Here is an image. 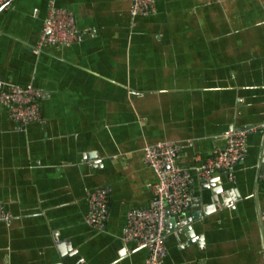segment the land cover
<instances>
[{
	"label": "crops",
	"instance_id": "1",
	"mask_svg": "<svg viewBox=\"0 0 264 264\" xmlns=\"http://www.w3.org/2000/svg\"><path fill=\"white\" fill-rule=\"evenodd\" d=\"M49 1L0 8V88L42 91L41 121L21 128L0 103V205L11 215L0 264H145L122 227L149 203L156 174L142 148L161 140L193 177L190 207L166 220L164 264H264V125L231 177L210 176L230 183L226 201L193 202L196 168L224 133L264 124V0H153L154 13L133 18L131 0H53L85 34L36 51ZM97 186L109 196L100 230L84 222Z\"/></svg>",
	"mask_w": 264,
	"mask_h": 264
},
{
	"label": "built area",
	"instance_id": "2",
	"mask_svg": "<svg viewBox=\"0 0 264 264\" xmlns=\"http://www.w3.org/2000/svg\"><path fill=\"white\" fill-rule=\"evenodd\" d=\"M6 0H0V5ZM222 1V0H216ZM36 11V9H34ZM153 0H131L130 16L154 13ZM85 33L78 30L71 10L58 7L53 0L47 3L39 39L35 45L40 51L45 45L67 46L79 41ZM42 91L32 85L22 87L7 83L0 88V103L6 108L9 118L18 123V128L41 121L40 97ZM264 124L244 125L229 128L225 133L223 147L214 149L196 168L197 177L208 179L214 171L232 176L234 167L242 162L246 154V139L250 132ZM178 146L174 141L161 140L147 143L142 148L143 161L153 168L156 181L149 186L151 198L148 205L129 209L122 227L124 243H133L145 249V264H164L166 237L169 230L166 220L184 213L192 203V173L178 164ZM109 196L106 187L97 186L88 192V210L84 222L97 230L103 229ZM11 218L9 211L0 205V221Z\"/></svg>",
	"mask_w": 264,
	"mask_h": 264
},
{
	"label": "water",
	"instance_id": "3",
	"mask_svg": "<svg viewBox=\"0 0 264 264\" xmlns=\"http://www.w3.org/2000/svg\"><path fill=\"white\" fill-rule=\"evenodd\" d=\"M10 0H6L3 4H7ZM2 4V5H3ZM2 5H0V8L2 7ZM220 182V179L218 178H208V179H204L201 180V193L200 196L197 198L195 197V199L193 200V202H195L196 204L198 203V201L200 200L201 202H208L207 204H210L212 201H216L217 199V193H220L221 197L223 198L224 201H226L227 199V194H226V190H228L226 186L224 185H230V183L228 181L225 180V178H222V184L220 183V185H216L215 182L216 181ZM217 181V182H218ZM218 186V187H215ZM231 193V192H230ZM232 194V193H231ZM237 194V192H236ZM207 209H209V207L207 206ZM171 219L174 221V217H171Z\"/></svg>",
	"mask_w": 264,
	"mask_h": 264
}]
</instances>
